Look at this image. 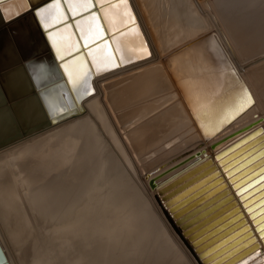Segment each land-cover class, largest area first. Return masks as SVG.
I'll return each instance as SVG.
<instances>
[{"label": "bare ground", "instance_id": "6f19581e", "mask_svg": "<svg viewBox=\"0 0 264 264\" xmlns=\"http://www.w3.org/2000/svg\"><path fill=\"white\" fill-rule=\"evenodd\" d=\"M3 1L10 5L4 17L8 19L39 0ZM205 1L213 9L222 0ZM91 3L97 4L96 12L75 19L74 24L69 22L59 25L51 34L47 33L49 40L61 44L66 54L78 45L74 34L78 25H83L85 33L90 34L84 38L85 43L111 32L109 41L86 48L91 49L88 54L94 72L91 85L95 93L83 102L84 111L76 118L0 150V155H8L0 161V228L1 224L7 227V218L12 223V229L9 227L11 230H8L11 231L10 238L6 237L3 229V232L0 231V243L7 263L18 264L16 255L8 247L7 238L12 240L14 236L18 241L25 242L24 237L28 233L23 218L14 206L15 195L20 188L30 187L32 183L20 170L11 171L9 185L6 184L7 170L17 167L19 162L35 156L42 147L62 137L55 146H50V160L44 161L39 167L44 172H57L74 159L80 138L88 141L85 146L91 150L102 148L105 143L103 128L113 137H118L129 161L130 173L137 179L136 187L129 184L117 157V167L115 163H109L108 171H105L104 160L98 163L96 158L93 169L76 185L64 186L61 173L57 172L48 183L36 185L30 191V201L36 203L35 207L44 211V216L51 220L54 226L51 241L59 240L62 243L60 250L63 257L68 259V264H126L124 252L129 249L132 241L140 244L132 264H205L198 256V251H195V245L182 234L183 229L175 223L157 190L208 158L236 200L264 252V243L254 230L242 200L231 187L229 175L221 168L240 152L221 163L214 157L247 130L260 126L264 132V54L257 60L245 62L246 55L256 53L264 45V8L261 7L264 1L250 0L242 3L241 11H237L238 22L222 21L226 22L224 24L227 29L219 21L218 24H223L219 26L226 30L223 36L212 27L202 0H127L126 4L121 3V0H92ZM65 4L71 13L86 11L91 6L83 0L53 2L38 11L44 10V13L47 11L45 8L52 7L47 19L46 15H37L40 23L44 25L48 22L52 25L63 20L67 16ZM196 6L206 16L203 14L202 17ZM213 10L217 12L218 9ZM247 10L249 12L245 13ZM88 19L92 20L91 26L85 23ZM100 23L104 30L97 36L93 30ZM52 47L58 57L64 55L60 46ZM69 60L77 67L81 79L84 78L87 68L83 59L74 57ZM116 65L117 69L99 75L102 69ZM62 67L67 69L71 80L78 77L74 65L65 62ZM236 74L254 103L231 119L229 113L244 91ZM121 79L125 84L121 83L123 86L120 84L118 87L117 82ZM22 113H17L19 122L22 119L25 121ZM9 116V109L0 111L3 132L9 133L8 120L14 121ZM250 123H254L253 127L228 138L231 133ZM24 124L27 128L28 125ZM131 125L134 127L129 130ZM213 144L216 145L214 148ZM92 152H89L90 158ZM146 158H156L157 164L154 161V167L150 166L153 165L152 161L149 166L153 168L150 169L146 165L150 161L144 163ZM200 171H195L165 191ZM206 174L197 176L175 193L199 181ZM99 177L103 181L101 186L96 182ZM150 179H153L154 187L149 186ZM104 186L107 192H104ZM98 189L101 190L100 195H97ZM2 215L7 217L4 224L1 222L4 219ZM33 239L34 236L27 239L30 246L34 243ZM249 244L241 246L216 264L239 253ZM68 251L70 253L67 256ZM34 257L31 263L53 264L42 252L38 251Z\"/></svg>", "mask_w": 264, "mask_h": 264}, {"label": "water", "instance_id": "95a60500", "mask_svg": "<svg viewBox=\"0 0 264 264\" xmlns=\"http://www.w3.org/2000/svg\"><path fill=\"white\" fill-rule=\"evenodd\" d=\"M63 1L39 0L8 19L3 17L0 9V111L10 109L12 113L23 112L24 122L28 125L13 136L3 132L0 126V150L76 118L84 111L83 102L95 93L91 85L94 72L91 70L88 54L91 49L86 48L93 47L99 42L109 41L111 32L103 33L98 38L84 43L80 35L74 31L77 47L58 57L47 33L58 28L59 25L69 22L74 24L75 19L92 11L96 12L97 7L96 3H91L90 9L71 13L65 4L64 10L67 16L61 21L43 27L37 12L53 2ZM11 34L20 38L21 45L12 38ZM74 57L83 59L87 68L84 78L77 83L71 80L66 68L62 67V64ZM114 69H117V65L102 69L99 75H106ZM236 76L243 86L241 78L237 74ZM85 87L91 90L90 95H83ZM243 89L247 90L244 86ZM2 106L7 107L2 108ZM253 125L254 123H250L234 131L228 138ZM215 146L213 144L212 148ZM87 148L85 147L83 152L85 161L89 157ZM245 148L248 149L241 152ZM237 153L239 154L236 155ZM214 157L219 163L233 157L221 168L225 170L226 175H229L228 181L231 187L242 200L244 210L254 224V230L258 232L260 241L264 243V132L260 126L249 129L241 137L224 146ZM197 170L201 171L178 186L165 191ZM202 174L206 175L175 193ZM211 177L214 178L210 179ZM207 179L210 180L206 181ZM201 183L204 184L197 187ZM148 184L154 187L153 179H150ZM225 186L218 170L214 169V164L208 158L159 187L157 193L160 194L175 223L183 229L182 234L191 240L192 245H195V251H198V256L205 264H216L248 242L250 244L243 250L219 264L233 261L232 264L255 262L264 264V252L236 200ZM0 264H8L1 243Z\"/></svg>", "mask_w": 264, "mask_h": 264}, {"label": "rangeland", "instance_id": "374dc122", "mask_svg": "<svg viewBox=\"0 0 264 264\" xmlns=\"http://www.w3.org/2000/svg\"><path fill=\"white\" fill-rule=\"evenodd\" d=\"M222 1L218 5H216V7H215L216 10L218 9L217 10L218 13H217V12H214V10H213V9H215L214 6H213V9H212V7L209 6L206 3L205 0H202L204 6L206 8L205 10H206L207 16L210 18V22L212 24V27H214V29H215V31L217 33H219V34H221L223 36L224 34H226L225 33L226 30H224V27L226 25L224 23L227 22L226 20L232 21L233 23L238 22L237 21V15H238V12L237 11H239L241 9L242 3L243 4L244 3H248V2H250V0H232V1L231 0H229V1L228 0H226V1L224 0V2H222ZM262 1H264V0H262ZM220 4L222 5L221 7H220ZM262 5H261V7L264 8V3ZM261 7H259V8H261ZM196 9H198L197 6H196ZM253 9H254V7H253ZM242 10H244V9H242ZM219 11H220V13H219ZM248 12L249 11L247 10L245 13H248ZM198 13H200L199 12V9H198ZM209 13L211 15L212 14L213 15L211 16ZM215 13H216V16L214 17ZM200 14L202 16L204 13L202 14V11H201ZM204 16H206V15L204 14ZM204 16H202V17H204ZM222 18L224 20H222ZM219 21L224 24V27L223 26H219V25H223L221 23L218 24ZM222 21H226V22H222ZM218 26L221 29L223 28L224 31L221 30ZM220 30L223 31L224 33L221 32ZM262 33H264V32H262ZM243 52H247V51H244L243 50ZM237 54L238 55H242L240 53H237ZM263 54H264V45L261 47V49H258V51L256 53H254V54H248V55H246V57L244 55L243 56L245 57V62H249V61H254V60H257V59L261 58V56H263ZM122 79H126V78H122ZM122 79L119 82H117V86L118 87H119V85L121 83L122 84L124 83V80H122ZM126 81L127 80H125V82ZM8 121H9V125L8 126L10 128V131H9L10 135L16 134L17 132H19L18 131V128L15 127V125H16L15 122L14 121L12 122L11 120H8ZM133 127L134 126L131 125L130 127H128V129L130 130ZM12 129H15V131H12L11 132ZM103 133L105 135V139H104L105 143H104V145H102L104 148L103 147L102 148H97V149H95V151L94 150H91L90 148H87V149H90L89 150L90 153L92 151L93 152H92V157L91 158L89 157L86 161L83 158V152H85V147H86L85 145H88V141H86L84 138H80V140H79L80 142L78 143V147H77L76 152L74 154V159H72L71 161H69V163H67L64 166H62L61 168H59L60 170L57 171V172H60L61 173V179H62V183H63L64 186L65 185L67 187H69L70 185L72 186L76 182H79L80 179L86 173H90V171L94 167L96 158L98 160L97 161L98 163H101V161L104 160V162H105V164H104L105 171H108L110 164L113 165V163H115L116 164L115 166L117 167V157H118V160H119V166H120V168L123 170V172L127 176V179L130 181L129 184L130 185L131 184L132 185H135V187L137 186V179H135L131 175V173H130L131 172L129 170V166L130 165L128 164L129 161H128L126 155H124L125 153H124V150H123L120 142L117 140L118 137L117 138H116V136L113 137L111 135V133L105 132L104 131V128H103ZM61 138L62 137H60L59 139H56L55 141L54 140L51 141L49 144H47V146L42 147L43 149L40 150V152L38 154H36L35 156H33L31 158H28L27 160H25L22 163L19 162L18 165H17V167H15V168H9L7 170L5 182L8 185H9V177L11 176L10 175L11 171L12 172H17V171H20L21 170L22 173H23V175H25L28 178V180L30 182H32L29 185L30 187H28V186L25 187L24 186L23 188H20L18 190V194L15 195V200H14L15 201L14 206L16 207V210L18 211L19 216L23 218L24 223H25V226H26L25 229H26V231H28V233L26 234L27 236L24 237L25 242H27L26 245H25V242H22L21 240L18 241L14 236L12 237V235H11V237H12L11 239L12 240L9 239L10 238L9 236H10L11 231H8V230H11L12 229L11 228L12 223H11V220L9 218H7L6 216L4 217L2 215L5 220L2 218L4 222L3 221H1V222L4 224L5 221H6V218H7V221H6L7 224L8 223L11 224L10 226L8 224L7 227H6V224H4L5 227L1 224V227L4 230V233H6V237H9V238H7L8 243H9V246L8 247L12 251V253L14 255H16V259H18V261H17L18 264H26V263L27 264H34L35 262L34 263H31L32 262L31 260H33V261L35 260L34 259L35 258L34 257V254H36L38 251L44 253L46 255V259H49L53 264H63V263L68 264V259L63 257L62 249L60 250V245H62V243H60L59 240L51 241V236H52V231L51 230L54 228V226L51 224V220H49L48 218H46L44 216V211H40V210H38V207H35L36 206V203H32L30 201V191H32L31 189L35 188L36 185L38 186V185H41V184L48 183L50 181L51 177L57 174L56 171H50V170H47L46 172L41 171L39 167L44 163V161H49L50 160L49 156L52 154L51 153L50 146H55L60 141ZM107 139H109V140H107ZM112 147H114V148H112ZM54 148H56V147H54ZM104 149H105V151H103ZM145 154H147V153H145ZM7 156H6V154L0 155V161L4 160L5 157H7ZM123 156H125V158ZM80 157L83 158V159H81ZM121 159H123V160H121ZM149 159L148 158L144 159L145 160L144 163L146 164L147 162L150 161L149 163L146 164V165L149 166V164L150 163L152 164V161H153V165H150V166H153L154 167V163L156 162V164H157V161H155L156 158H154V160H152V159L149 160ZM55 162H56V160L54 161V163ZM123 162L126 164V167H128V168L125 167V164ZM47 166H49V165H47ZM150 166H149L150 169L153 168V167H150ZM146 168H147V166H146ZM110 172H112V169L110 170ZM109 173H106V174L109 175ZM100 179H101V177H99V179L96 181L99 184V186H101V184L103 182ZM18 182H19V179H17V183ZM71 188H73V187H71ZM105 191L107 192L108 189L105 188V186H104V192ZM100 194H101V190H99L97 192V195H100ZM29 212L31 213V215L29 214ZM36 216H38L40 218H38ZM8 219L10 221H8ZM33 220H34V222H33ZM39 221L41 222L42 227H41V225L39 226V224H40ZM35 223H36V226H35ZM30 225L32 226V229L33 230H31ZM37 226L40 227V228H38ZM5 228H7V229H5ZM2 229L0 231L3 232ZM28 229L31 230V231H29ZM39 229H40V232H38ZM44 231H45V233H43ZM41 234H43V235H41ZM33 236H34V239L35 240L33 239L34 240V243H32L33 245L31 244V246H30V243H31L30 242V239H29V242H30L29 244H28L27 239L28 238H31V237L33 238ZM33 240H32V242H33ZM23 244H24V246H23ZM10 246H11V248H10ZM32 246H34L35 249ZM129 246H130L129 249L124 252V260H125L126 264H132L136 260L137 253L139 251V249L137 250V247L139 248L140 244H138V242H136V241H132ZM29 249H31V250L29 251ZM32 249H33V252L31 253ZM69 253L70 252L68 251L66 253V255L68 256ZM30 254L31 255L33 254V255L30 256ZM29 259H30V261H29ZM28 262H30V263H28ZM122 262H124V261H122Z\"/></svg>", "mask_w": 264, "mask_h": 264}, {"label": "crops", "instance_id": "0c3cea01", "mask_svg": "<svg viewBox=\"0 0 264 264\" xmlns=\"http://www.w3.org/2000/svg\"><path fill=\"white\" fill-rule=\"evenodd\" d=\"M5 2L3 1V4L2 5H0V9H1V13H2V15H3V17H5L6 15H7V12L9 11V7H10V5L9 4H4ZM47 11L46 12H44L43 13V15H41L42 17L43 16H45L46 15V19L50 16V14H51V11H52V7H47V8H45ZM99 20V19H98ZM80 21V20H79ZM79 21H78V23H79ZM90 21H92V20H86V22L85 23H87V26H91V22ZM100 22V21H99ZM84 24V23H83ZM51 24H49L48 22H46L44 25H42L43 27H46V26H50ZM85 27L83 26V25H78V30L75 28V31L76 32H80V33H78L82 38H83V42H84V38H88L89 37V35L90 34H87V33H85ZM102 30H104L103 29V26H102V24L100 23V26H97L94 30H93V33L94 34H96L97 36H99L101 33H102ZM50 34H51V32H50ZM11 36H13L12 38H14V40L16 41V42H18V44H20L21 45V42H20V38L18 37V36H15V35H12L11 34ZM50 42H51V45L52 46H55V45H58V46H60L62 49H63V54H64V48H63V46L61 45V44H59V43H53L52 42V40L50 39ZM85 43V42H84ZM99 44V43H98ZM97 44V45H98ZM66 62H69L70 64H72V65H74V67L76 68V70H77V72H78V77L80 78V80H81V77H80V75H79V71H78V69H77V67L75 66V64L73 63V62H70V60H67ZM9 111H10V109H9ZM10 115L11 116H9V118H11V119H13L14 120V122H15V124L17 125V128H18V131L19 132H21L24 128H25V124H24V119H22L20 122L18 121V119H17V113H12V112H10ZM15 125V126H16ZM10 131V130H9ZM12 131H15V129H12L11 130V132Z\"/></svg>", "mask_w": 264, "mask_h": 264}, {"label": "snow or ice", "instance_id": "6c2138e0", "mask_svg": "<svg viewBox=\"0 0 264 264\" xmlns=\"http://www.w3.org/2000/svg\"><path fill=\"white\" fill-rule=\"evenodd\" d=\"M83 2L87 3V4H91L92 0H83ZM121 3H127V0H121ZM3 4V0H0V5ZM43 11L41 10L40 12L37 13V15H43ZM18 14V13H17ZM132 23H134V21H132ZM67 71V69H66ZM71 78V77H70ZM73 82H78L80 80L79 77H75L72 78ZM84 83L86 84V81H84ZM91 94V90L87 87H85V90L83 92V95H90ZM254 103L251 95L247 92V90H244L242 92V95L240 96L238 102L235 104V106L232 108L231 112L229 113V117L231 119H234L235 116L239 115L241 112L245 111L247 108L251 107L252 104ZM228 117H226L227 119Z\"/></svg>", "mask_w": 264, "mask_h": 264}]
</instances>
